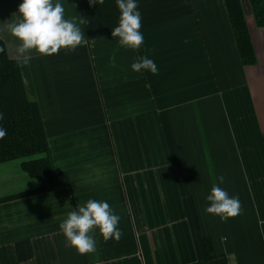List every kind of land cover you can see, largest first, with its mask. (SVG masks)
I'll return each mask as SVG.
<instances>
[{
	"label": "crops",
	"instance_id": "1",
	"mask_svg": "<svg viewBox=\"0 0 264 264\" xmlns=\"http://www.w3.org/2000/svg\"><path fill=\"white\" fill-rule=\"evenodd\" d=\"M21 2L0 0V37L18 60L6 25L20 20ZM60 2L83 44L50 56L31 51L20 63L56 186L35 191L25 159L0 163V264H264V27L248 1L253 65L241 62L224 0H139L138 50L111 35L115 0ZM139 57L158 72L132 71ZM220 177L241 204L226 221L205 212ZM88 199L109 203L122 235L105 241L94 230L96 251L81 255L59 224ZM22 241L30 258L18 256Z\"/></svg>",
	"mask_w": 264,
	"mask_h": 264
},
{
	"label": "clouds",
	"instance_id": "2",
	"mask_svg": "<svg viewBox=\"0 0 264 264\" xmlns=\"http://www.w3.org/2000/svg\"><path fill=\"white\" fill-rule=\"evenodd\" d=\"M104 0H89L90 5H101ZM119 10L118 24L111 31L117 38L120 47L138 50L144 43L141 32V12L139 0H115ZM20 20L6 25L9 33L18 41L15 51L20 58L19 63L27 66L30 57L25 55L34 51L42 56L57 54L61 49L75 50L84 42V32L73 21L65 18V9L60 0H22L18 6ZM0 43V54L5 52ZM136 73L151 72L156 74V63L147 57H139L131 64ZM4 114L0 113V121ZM6 129L0 127V140L6 136ZM214 183L206 195L208 202L205 212L220 217L222 220L235 217L241 212V204L237 196H229L228 192ZM121 217L114 212L105 200L88 199L83 205L76 206L68 212L59 224L67 246L73 247L81 254L94 253L96 240L94 230H98L105 241L119 240L122 231L118 227Z\"/></svg>",
	"mask_w": 264,
	"mask_h": 264
},
{
	"label": "trees",
	"instance_id": "3",
	"mask_svg": "<svg viewBox=\"0 0 264 264\" xmlns=\"http://www.w3.org/2000/svg\"><path fill=\"white\" fill-rule=\"evenodd\" d=\"M247 1L257 26L264 27V0ZM224 3L241 62L244 65H253L256 63V55L243 2L224 0ZM0 43L6 49L0 54V113L4 114L0 127L7 132L0 140V163L25 159L21 166L38 181L39 186L35 191L53 189L56 186L54 166L39 104L28 97L19 60L10 55L1 37ZM204 245L207 257H215L210 238L204 239ZM16 249L20 259L32 256L29 241L18 242Z\"/></svg>",
	"mask_w": 264,
	"mask_h": 264
}]
</instances>
